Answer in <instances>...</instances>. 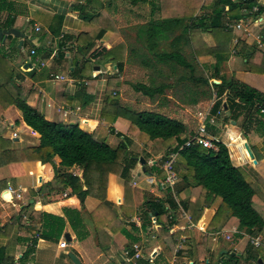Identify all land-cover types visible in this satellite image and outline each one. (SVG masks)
I'll return each instance as SVG.
<instances>
[{
	"label": "crops",
	"instance_id": "0c3cea01",
	"mask_svg": "<svg viewBox=\"0 0 264 264\" xmlns=\"http://www.w3.org/2000/svg\"><path fill=\"white\" fill-rule=\"evenodd\" d=\"M0 1L8 3V7L0 12V25L7 16L14 20L12 29L0 30H16L23 35L20 46L19 39L12 35L7 36L4 42H0V49L4 51L0 54L6 55L15 68L16 77L25 91L34 90L29 104L39 105L44 117L56 123L70 120L69 115H64L65 110L78 109V113L73 117L81 129L88 132L99 129L102 133L107 131L108 127H112L114 134L106 135L108 144L117 146L120 142L119 136L127 137L133 142L130 148L132 153L142 152L140 158L146 155L144 164L138 162L127 180L129 190H125L126 184L123 179L108 174L105 201L110 204V211L107 213L99 210L101 204L99 199L84 194L86 188L81 179L83 167L75 166L66 170L80 180L78 184L81 190L78 193H72L69 186H64V180L59 177L64 171L56 173L53 168L58 165L57 159H53V163L25 162L0 168V185L3 186L0 190V247H6L9 256L17 261L27 245L16 242L21 233L19 225L14 224L13 219L21 217L25 226L41 230L40 214L45 213L62 218L64 226L63 229L56 227V232L61 230L57 241L40 239L38 234L34 236L37 242L29 264H73L68 257L69 253L76 256L80 264H121L124 261V252L132 249L134 244L139 245L142 258L153 264H264V232L251 236L245 229H239L235 223H230L219 230L215 229L218 226L215 224L214 229L210 230L217 205L210 204L209 200L206 201L207 205L201 216L195 223L192 222L191 216H194L195 203L201 192V187L197 186V182L192 178L187 184L178 180L174 187L175 193L172 196L175 202L172 221L174 224L169 231H165L162 225L156 223L155 217L148 220L144 215L145 209L139 208L141 203L146 200L157 201L166 195L164 179L159 178L163 171V163L160 164L162 156L151 150L150 142L144 145L143 136L137 138L136 133L130 134L131 128L126 121L118 119L109 125L100 118L107 81L114 76L118 80L116 92L122 106L132 108L148 106H143L148 101L146 97L130 93L129 83L132 81L124 74L126 63L120 73L112 63L96 64L97 59L113 46L126 42L120 35V29L123 27L120 26L131 22L132 27H140L160 17L183 18L194 11L191 0L187 2L160 0V3L157 1L151 3L149 0L134 6L129 0H94L92 12H97L100 8L102 10L91 25L98 30H105V33L95 42L86 57L93 66L91 78L80 76V62H75L73 53L68 52V49L62 51L58 46L62 41H67L70 47L77 36L88 28L81 19L78 8H75L79 1ZM211 1H221L226 5L223 7L225 10L229 1L238 0H207L206 3ZM263 2L264 0L259 1L263 8L262 19ZM120 3L126 7L125 11L120 8ZM116 4L120 12H116L118 11ZM209 13V9L199 6L192 17L203 16L208 19ZM53 17L61 18V27L55 37L49 31V26L55 22ZM221 20L224 23L227 16L223 14ZM36 28L39 30L36 31ZM262 34L264 35V30ZM203 39L212 46L213 39L210 34L203 33ZM245 40L242 39L237 46V53L234 56L230 55V43L227 61L219 63V76L226 82L236 79L264 93V74L250 72L245 65L246 58L252 63L264 65V57L253 53L251 51L253 47ZM31 49L36 50L34 56L29 54ZM124 52L126 53L125 49ZM125 56L126 54L123 57ZM198 62L207 67L215 65V59L211 56H202ZM54 75L64 76L66 81L56 82L51 77ZM216 82L219 84V81ZM214 104L215 99L192 106L179 105L171 108L161 106L155 108L154 112L181 122L186 127L189 139L206 115L212 114ZM153 106L157 107V103ZM262 115L264 120V114ZM196 121L197 124L194 125ZM10 128L15 130L10 132ZM19 131L29 134L27 137L35 141L23 140ZM207 132L222 142H228L227 135L245 140L256 164L248 157L245 144L241 145L239 139L228 144L230 159L235 167L245 170L256 183L257 192L264 199V133L251 131L244 136L239 128V119L235 122L226 113L214 124L207 125ZM14 133L16 137H13ZM0 137L10 139L14 143H22L20 147L13 146L18 149L38 143V135L22 122L20 112L13 106L8 107L0 115ZM8 185L14 189L21 188V200L11 201L8 195H3L2 191ZM126 203H130L129 206ZM105 217L112 221L113 217L118 220L112 222L115 227L113 231L109 229ZM162 218L168 226L169 217L166 220L165 216ZM174 233L179 234L175 239L176 246L173 248L171 243L169 249L165 248L160 241L166 240ZM65 234L69 236L70 241L65 239ZM252 239L258 240L257 246L251 244ZM63 240L67 247L61 249L59 243Z\"/></svg>",
	"mask_w": 264,
	"mask_h": 264
},
{
	"label": "trees",
	"instance_id": "16d2710c",
	"mask_svg": "<svg viewBox=\"0 0 264 264\" xmlns=\"http://www.w3.org/2000/svg\"><path fill=\"white\" fill-rule=\"evenodd\" d=\"M76 1L80 3H76L75 8H78L79 15L88 28L77 36L70 47L67 41H62L58 46L62 51L68 49V52L73 53L75 62H80V76L91 78L92 63L86 57L95 42L105 33V30H98L91 22L100 15L102 8L92 12L94 0ZM129 1L134 6L149 0ZM201 2L202 0H191L192 8L194 11L199 6L209 9L208 19L203 16L192 17L193 11L183 18L160 17L158 20L135 27L136 40L133 43L128 45L125 42L113 46L97 59L96 64L112 63L120 73L125 63L129 61L146 70L148 83H136L131 87L135 93L146 97L150 103H157L155 108L168 106L170 100L167 91L170 90H173V100L178 105L192 106L215 99L212 114L222 108L231 120L236 122L239 119V128L244 136L251 131L264 133L261 113V110H264V93L236 79L226 82L219 76V63L227 61L233 38L232 32L227 31L222 23V16L225 14L227 19L237 21L241 19L242 8L244 6L250 8L256 1H229L225 10L223 7L226 5L221 1ZM6 7L8 3L0 1V12ZM262 11L263 8L260 7V12ZM53 19L55 22L49 26V31L55 37L61 27V18ZM13 24L14 20L7 16L0 29H12ZM97 30L98 33L95 34ZM203 33L210 34L213 39L212 46L205 42ZM137 43H140V46ZM251 51L264 57V54L255 48H251ZM202 56L213 57L215 65L207 67L200 64L198 59ZM245 65L250 72L264 74V65L261 63L255 64L246 58ZM215 81H219V84L214 83ZM116 83H118L116 76L107 81L100 118L109 125L118 119L126 121L131 128L130 134L136 133L137 138L143 136L144 145L150 142L151 150L162 156L160 164L169 159L171 154H176L173 171L178 182L187 184L192 178L197 182V186L201 187L194 207V216H191L192 222L195 223L201 216L207 205L206 201L209 200L210 204L217 205L210 230L214 229L215 224H218L215 229L219 230L230 223H235L239 229H245L251 236L263 233L264 199L257 192L256 183L245 170L232 164L227 147L220 142H213L217 147L215 151L195 143L185 146L188 136L186 127L181 122L154 112L155 108L137 111L130 106H122L117 97ZM33 93L34 90L25 91L16 77L15 68L6 55L0 54V115L8 107H15L21 114L22 122L38 135L36 145L23 149L14 148L12 140L0 137V168L25 162L53 163V159H57L58 168L56 166L53 168L56 173L64 171L59 176L64 180V186H69L72 193H78L81 190L78 184L80 180L66 170L75 166L83 167L81 179L86 188L84 194L99 199L101 202L99 210L109 212L110 204L105 201L106 178L108 174L120 177L126 184L125 190H129L127 180L140 158L138 154L130 151L133 142L127 137L119 136L118 145L112 146L106 141L107 134H114L112 127H108L107 131L102 133L99 129L88 132L79 127L73 115H70V120L65 123L48 121L39 105L29 104ZM143 159H146V155ZM160 175L159 178H165L163 171ZM2 187L0 185V190ZM126 204L129 206L130 203ZM139 208L145 209L144 215L148 220L155 217L156 223L162 225L165 231H169L174 224L172 221L175 202L168 188L163 199L146 200ZM31 216L32 214L29 217ZM164 216L165 220L169 217V227L163 221ZM40 217L41 230L25 226L21 217L13 219V223L19 225L21 233L16 242L27 245L17 261L8 255L6 247H0V264H29L35 252L37 239L34 236L37 234L40 239L48 241H57L60 238L61 230L57 232L55 230L56 227L63 229V219L45 213L40 214ZM104 219L107 220L109 229L113 231L115 227L112 222L118 220L115 217L112 218L113 221L108 217ZM178 235L174 233L160 243L167 249L172 243L174 248ZM129 251L132 255V250ZM121 264L131 263L123 261ZM137 264L153 263L141 258Z\"/></svg>",
	"mask_w": 264,
	"mask_h": 264
},
{
	"label": "built area",
	"instance_id": "2783aa9c",
	"mask_svg": "<svg viewBox=\"0 0 264 264\" xmlns=\"http://www.w3.org/2000/svg\"><path fill=\"white\" fill-rule=\"evenodd\" d=\"M255 4L250 8L244 6L241 10V19L237 21H233L227 19L224 22V27L227 31H231L233 34V38L231 41V50L230 55L234 56L237 53V46L241 43L242 39H246V43H249L256 51L264 54V19H262V12H260V0H255ZM39 29L36 28V31ZM29 54L31 56L35 55V50L31 49ZM52 79L56 82L66 81V78L61 75L51 76ZM78 113V109H68L64 111V115H76ZM261 113L264 114V110H261ZM223 109L220 108L215 112V114H208L206 118L201 121L196 131L188 139L185 143V146H189L190 143H195L197 145L202 146L203 148L211 149L213 151L217 150L216 145L213 142H220L228 147V144L234 143L237 139H239V143L241 145L245 144L244 139H240V137L234 138L232 135H227L228 142H222L214 138L207 132V124H214L219 118L223 116ZM13 137H16V134H13ZM176 158V154H171L169 159L165 160L162 164L163 172L165 173L164 185L166 188L170 189L172 196H174V187L178 181L176 174L173 171V163ZM3 195H8L9 199L12 200H21V188L14 189L11 186H7L4 191H2ZM228 239V236L226 237ZM184 240V239H182ZM183 242V241H182ZM258 240L252 239L251 244L253 246L258 245ZM59 247L64 249L67 247L66 242L63 240L59 243ZM132 255L129 254V251L124 252V261L131 264H136L139 259H141L142 253L139 245L134 244L132 246Z\"/></svg>",
	"mask_w": 264,
	"mask_h": 264
},
{
	"label": "rangeland",
	"instance_id": "374dc122",
	"mask_svg": "<svg viewBox=\"0 0 264 264\" xmlns=\"http://www.w3.org/2000/svg\"><path fill=\"white\" fill-rule=\"evenodd\" d=\"M264 3V2H263ZM117 5V4H116ZM264 7V6H263ZM120 8L122 9V11H125L126 10V7L124 6V5H122L121 3H120ZM117 9H118V11H116V12H120L119 11V6L117 5ZM118 23V21H116V24ZM132 24H131V22H128V23H126L125 25H121L120 27H122L121 29H120V35L122 36V38H123V41H126L127 42V44L128 45H130L131 43H133L135 40H136V38H135V31H134V28L135 27H132L131 26ZM137 45L138 46H140V43L138 44L137 43ZM2 52H4L3 51V49L1 48L0 49V53H2ZM239 63H241L240 61H239ZM126 69H125V72H124V74L126 75V78H129L132 82H130L129 83V89H130V93H135V91H133V89H132V85H135L136 83H144V84H146V83H148V77H147V71L146 70H144V69H142V68H140V67H137L136 65H134L133 63H131V62H126ZM93 67V66H92ZM172 92H173V90H170V91H167V96L169 97L168 99L170 100V102H168V106H167V108H171V107H177V106H179L178 104H175L174 103V98H173V94H172ZM139 97H141V95L140 94H138V93H136ZM172 100H171V99ZM147 103L145 104V105H143V106H147V107H142V105L141 106H134L135 108H133V109H135V110H137V111H143V110H150L151 108H155V106H153L154 105V103H150V101H146ZM137 108V109H136ZM197 124V121L196 122H194V125H196ZM15 129H9V131L11 132V131H14ZM20 135H21V137H22V139L23 140H25V139H28L29 141L31 140V141H35V139H32V138H30V137H27V136H29V134L28 135H26V134H24V133H22V131H19L18 132ZM12 145L13 146H16V147H20L21 145H22V143H19V142H16V143H14V142H12ZM227 149H228V147H227ZM229 152V151H228ZM138 154V153H137ZM142 154V152L141 153H139L138 155H141ZM229 155H231V153H229ZM26 214V213H25ZM27 215V214H26ZM67 258V257H66ZM69 260V259H68ZM59 263H61V261H59Z\"/></svg>",
	"mask_w": 264,
	"mask_h": 264
},
{
	"label": "water",
	"instance_id": "95a60500",
	"mask_svg": "<svg viewBox=\"0 0 264 264\" xmlns=\"http://www.w3.org/2000/svg\"><path fill=\"white\" fill-rule=\"evenodd\" d=\"M9 35H12V36H14L15 38L19 39V41H18V45H19V46L22 45V40H21V38H23V35H22V33H18L16 30H9V31H6V30H0V42H4L5 39H6V37L9 36ZM96 70H98V67H96ZM214 83L217 84L218 82L215 81ZM227 96H228V94H227ZM224 109H226V108L224 107ZM244 146H245V150H246V153H247L248 157H249L250 159H252V162H253L254 164H256V161L253 160V155H252V153H251V151H250L248 145L245 144ZM139 162L143 165L145 161H144L143 158H139ZM65 239H66L67 241H70V238H69V236H68L67 234H65ZM68 257H69L70 261H71L73 264H80V261L78 260V258H77L76 256H74L73 254L69 253V254H68Z\"/></svg>",
	"mask_w": 264,
	"mask_h": 264
}]
</instances>
